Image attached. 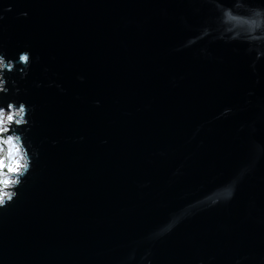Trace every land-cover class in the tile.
<instances>
[{"label":"water","instance_id":"obj_1","mask_svg":"<svg viewBox=\"0 0 264 264\" xmlns=\"http://www.w3.org/2000/svg\"><path fill=\"white\" fill-rule=\"evenodd\" d=\"M206 11L0 0V54L18 66L7 97L35 106L39 153L0 207V264H143L145 251L152 264H264V57L253 71L244 45L207 38L173 51ZM20 50L28 62L12 59ZM240 171L230 200L185 208Z\"/></svg>","mask_w":264,"mask_h":264},{"label":"clouds","instance_id":"obj_2","mask_svg":"<svg viewBox=\"0 0 264 264\" xmlns=\"http://www.w3.org/2000/svg\"><path fill=\"white\" fill-rule=\"evenodd\" d=\"M20 14L26 15L24 12ZM194 31L195 35L188 36L182 43L177 44L173 51L178 52L205 38L209 43L220 41L228 45L240 44L244 45V53L250 57L249 67H252L255 71L253 66L257 60L264 57V0H243V2L242 0H235V3H232L231 0H224V2L214 0V2L209 3L207 0L206 14ZM205 48L206 46L199 48L200 54L211 58V53L205 51ZM233 51H237V49L234 47ZM251 53H254V55H250ZM11 64V59L5 64L3 55H0V69L9 68ZM76 78L81 81L84 79L80 75ZM56 87L63 91L59 84ZM0 92L8 93L2 75H0ZM251 94V91H249L248 95ZM16 101L17 99H11L9 104L16 103ZM19 101L18 107L10 108L7 112L0 108V207L6 201L11 202L13 197L16 196V187L21 183V178L29 172L32 159H36L39 155L37 148L33 146L32 139H29L33 124L32 113L35 106L32 103L28 104V119H25L24 100ZM92 103L98 106L100 101L93 100ZM230 112H232V108L225 107L218 115L223 116ZM13 117L15 118L14 123L11 124L13 130L8 132ZM21 125H24L22 129L19 128ZM251 130L255 131L254 128ZM80 139H83V137H80ZM251 142L256 143L255 141ZM52 143H55V141H52ZM256 146L258 156L260 145L257 143ZM247 171H250V168ZM243 175V171L238 172L236 180L231 183V187L224 188L220 185L212 190L211 193H215L214 196L205 194L201 199L186 205L185 208H192L203 201H208L211 205L221 201L227 202L233 197L237 180L241 179ZM183 215L184 213L179 210L178 215H172L165 224L155 230L154 234L163 235L167 233ZM148 256H150V251H145L144 255L141 256L143 264H152L150 259H146ZM243 259H245L243 256L236 257L233 264H241ZM197 264H203V262L197 261Z\"/></svg>","mask_w":264,"mask_h":264},{"label":"snow or ice","instance_id":"obj_3","mask_svg":"<svg viewBox=\"0 0 264 264\" xmlns=\"http://www.w3.org/2000/svg\"><path fill=\"white\" fill-rule=\"evenodd\" d=\"M26 50H20L18 51L15 56L12 58V59H16L18 58L19 61L21 63H26L29 61L30 59V53H26ZM2 55V54H0ZM3 59H4V62L5 64L8 63L9 59H6L5 56L3 55ZM14 67H18L17 65H14V64H11V66L9 68H6L7 70H5L2 74L3 78H4V81H5V88L7 89L6 87V84L8 82V78L12 72V70L14 69ZM8 90V89H7ZM12 98H9L7 97V92H0V108H3V110L5 112L9 111L10 108H15V107H18L19 106V103L20 101L17 100L16 103H13V104H9V100H11ZM24 103V113L26 115L27 113V108H28V105H27V102L26 101H23ZM14 117L12 118V121H10V124H9V128H8V132L12 131L13 129L11 128V124L14 123ZM7 134V133H5Z\"/></svg>","mask_w":264,"mask_h":264}]
</instances>
